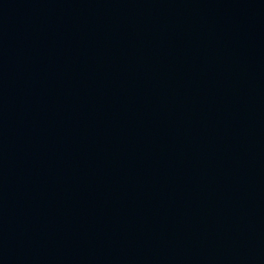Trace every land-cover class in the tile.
<instances>
[{
  "label": "water",
  "instance_id": "95a60500",
  "mask_svg": "<svg viewBox=\"0 0 264 264\" xmlns=\"http://www.w3.org/2000/svg\"><path fill=\"white\" fill-rule=\"evenodd\" d=\"M0 264H264V0H0Z\"/></svg>",
  "mask_w": 264,
  "mask_h": 264
}]
</instances>
